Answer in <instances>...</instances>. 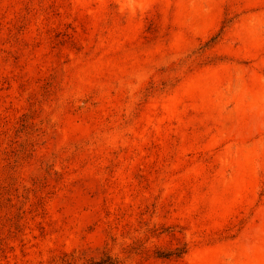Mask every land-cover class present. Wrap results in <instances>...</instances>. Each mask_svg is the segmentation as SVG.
<instances>
[{"label":"rangeland","instance_id":"obj_1","mask_svg":"<svg viewBox=\"0 0 264 264\" xmlns=\"http://www.w3.org/2000/svg\"><path fill=\"white\" fill-rule=\"evenodd\" d=\"M0 264H264V0H0Z\"/></svg>","mask_w":264,"mask_h":264}]
</instances>
